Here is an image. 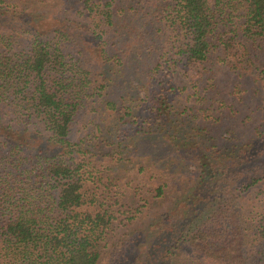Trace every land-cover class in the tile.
<instances>
[{
  "label": "trees",
  "instance_id": "trees-1",
  "mask_svg": "<svg viewBox=\"0 0 264 264\" xmlns=\"http://www.w3.org/2000/svg\"><path fill=\"white\" fill-rule=\"evenodd\" d=\"M0 29V264H99L117 211L93 158L123 167L142 135L196 173L144 264L183 246L220 264H264V199L244 210L264 181V116L228 143L200 123L217 65L236 75L232 94L264 111L251 48L264 41V0H0Z\"/></svg>",
  "mask_w": 264,
  "mask_h": 264
},
{
  "label": "rangeland",
  "instance_id": "rangeland-1",
  "mask_svg": "<svg viewBox=\"0 0 264 264\" xmlns=\"http://www.w3.org/2000/svg\"><path fill=\"white\" fill-rule=\"evenodd\" d=\"M46 13L44 10H37V14ZM3 28L2 32H18ZM23 35V34H22ZM86 50L99 53L101 47L86 41ZM252 51L256 55V62L264 66V41L252 44ZM113 52L114 48H110ZM100 66V62H92ZM217 89L213 91L214 102L210 101L203 107L209 106L210 120L200 123L208 128L223 143H228L236 137L250 135L254 128V117L264 116V111L257 110L256 101L252 97L243 96L242 99L232 94L234 86L238 82L236 75L220 65L216 66ZM104 92V91H103ZM212 92V91H211ZM212 92V93H213ZM142 96V94H140ZM117 95H111L115 98ZM258 105V104H257ZM200 106H202L200 102ZM254 113H251V110ZM234 112L236 116H233ZM249 133V134H246ZM236 136V137H235ZM137 151L132 154L128 163L123 167H116L112 156L94 157L93 163L98 168L104 169L109 175L105 184L110 181L107 187L102 186L109 193L107 204L116 209V220L113 228L107 236L101 248V261L99 264H144V260L150 248L156 232L162 227L166 216L183 210L186 201L187 189L196 183V173L193 166L186 167L170 150L163 157L155 152L157 146L156 138L151 135L135 137ZM110 148L102 153L106 154ZM135 149V148H134ZM178 159V160H177ZM92 163V164H93ZM254 188L244 199L245 213L251 211L259 212L264 199V181ZM160 186L166 190L164 196H157V188ZM134 215V216H133ZM116 243L114 247L110 245ZM129 243L125 253L127 258L118 261L116 247ZM176 254L165 260L164 264H220L198 254L192 248L183 246Z\"/></svg>",
  "mask_w": 264,
  "mask_h": 264
}]
</instances>
